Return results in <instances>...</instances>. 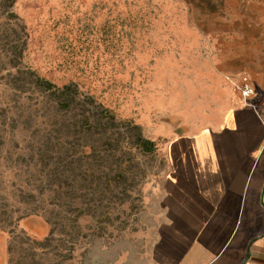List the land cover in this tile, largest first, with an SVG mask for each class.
Instances as JSON below:
<instances>
[{"label": "rangeland", "instance_id": "1", "mask_svg": "<svg viewBox=\"0 0 264 264\" xmlns=\"http://www.w3.org/2000/svg\"><path fill=\"white\" fill-rule=\"evenodd\" d=\"M246 73L264 89V0H0V221L22 216L0 264L135 253L168 143L241 100L227 77ZM38 77L80 94L58 104Z\"/></svg>", "mask_w": 264, "mask_h": 264}, {"label": "crops", "instance_id": "2", "mask_svg": "<svg viewBox=\"0 0 264 264\" xmlns=\"http://www.w3.org/2000/svg\"><path fill=\"white\" fill-rule=\"evenodd\" d=\"M248 75L253 106L230 97L215 123L170 140L151 222L113 264H264V89Z\"/></svg>", "mask_w": 264, "mask_h": 264}, {"label": "trees", "instance_id": "3", "mask_svg": "<svg viewBox=\"0 0 264 264\" xmlns=\"http://www.w3.org/2000/svg\"><path fill=\"white\" fill-rule=\"evenodd\" d=\"M38 80L40 83L43 84L44 88H46V90H52V93L51 95L54 96L55 98V101L58 103V104H64V106L66 107H70L74 104V102L76 101V96L75 94H80L79 91L77 89H75V94H72V85L70 84H66V85H63L62 87H58L56 85H54L52 82L48 81V80H45L44 78H40L38 77ZM105 110H108L107 108ZM138 128V127H137ZM142 144L144 147H146V149L148 151L152 150L154 148V142L151 141L150 139H147L145 137H143L142 134L139 135V137L137 138ZM22 219V216H9L8 219H6V221H0V230H5V223L10 226V232L12 233V236H13V240L15 241V238H17L18 234H15L17 232V226H18V223L19 221ZM68 225L71 227V244H70V247L67 249L68 253L71 254L73 248H74V232H75V226H76V221L74 218H68ZM54 231L52 230L51 231V234H53ZM25 239L28 240L29 243H31L32 247L31 249H34V251L36 252V250L38 249H43L44 247L42 246V244L44 243V241H39V240H36L34 238H32L31 236H29L28 234H26L25 236ZM11 242V241H10ZM12 247H13V241L10 243L9 245V251L11 252L12 250ZM37 253V252H36ZM36 253H32L31 254V260L32 262H27V261H24L23 263L21 262L20 264H36L34 263L35 261V256H36ZM41 254H44L43 251ZM70 256V255H69ZM68 258V257H67ZM12 261L11 259L9 260V264H11Z\"/></svg>", "mask_w": 264, "mask_h": 264}, {"label": "built area", "instance_id": "4", "mask_svg": "<svg viewBox=\"0 0 264 264\" xmlns=\"http://www.w3.org/2000/svg\"><path fill=\"white\" fill-rule=\"evenodd\" d=\"M228 81L240 93L242 102L247 106H253L252 98L256 94V88L248 74L229 75Z\"/></svg>", "mask_w": 264, "mask_h": 264}]
</instances>
